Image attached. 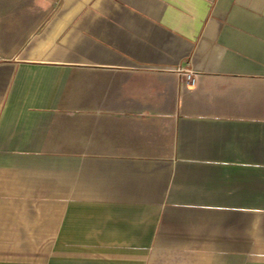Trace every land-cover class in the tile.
Masks as SVG:
<instances>
[{
  "label": "crops",
  "instance_id": "0c3cea01",
  "mask_svg": "<svg viewBox=\"0 0 264 264\" xmlns=\"http://www.w3.org/2000/svg\"><path fill=\"white\" fill-rule=\"evenodd\" d=\"M0 264H264V0H0Z\"/></svg>",
  "mask_w": 264,
  "mask_h": 264
},
{
  "label": "built area",
  "instance_id": "2783aa9c",
  "mask_svg": "<svg viewBox=\"0 0 264 264\" xmlns=\"http://www.w3.org/2000/svg\"><path fill=\"white\" fill-rule=\"evenodd\" d=\"M189 81H190V83H194L195 82V78L194 77L192 78V77L189 76Z\"/></svg>",
  "mask_w": 264,
  "mask_h": 264
}]
</instances>
